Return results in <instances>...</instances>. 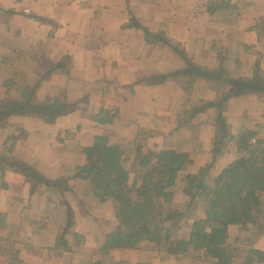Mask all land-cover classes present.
Masks as SVG:
<instances>
[{"label":"crops","instance_id":"0c3cea01","mask_svg":"<svg viewBox=\"0 0 264 264\" xmlns=\"http://www.w3.org/2000/svg\"><path fill=\"white\" fill-rule=\"evenodd\" d=\"M210 1L0 0V100L8 95L13 105L22 101L21 91L29 88L34 91L32 103L63 96L78 106L51 125L29 110L11 113L17 121L7 124L12 130L3 135L0 152H8L7 156L47 180L71 178L74 168L84 162L82 148L98 135L106 136L111 145L139 142L155 151L179 149L190 155L191 146L194 168L205 166L213 136L206 115H196L189 128L182 122L190 102L213 100L215 88L186 73L176 75L186 67L180 56L168 45L148 41L145 31L152 36L161 34L201 68L222 67L233 77L252 78L258 62L259 75L264 78V35L251 29L264 19V0H229L236 9L213 14L207 11ZM232 13L236 18L231 19ZM161 75L169 77L153 83L155 76ZM112 108L117 113L113 124L94 121L101 110ZM225 115L230 127L234 119L241 129L256 131L264 141V99L255 95L232 98ZM258 118L263 125L256 122ZM231 132L236 134L232 127ZM201 135L208 136V145L202 150ZM11 136L13 141L8 140ZM202 156H207L205 162H200ZM225 156L215 159L210 178L233 158L231 155L227 161ZM190 168L186 172L190 173ZM68 184L71 192L64 193V198L73 211L74 224L62 238L66 214L59 193L42 185L32 189L25 175L3 168L0 235L5 236L0 238V264H10L14 256L17 264L173 261L140 248L98 254L106 231L102 213L112 212V207L94 199L84 181L71 179ZM75 202L82 206L80 211ZM95 229L97 233L90 236L88 231ZM227 232L233 247L264 253V235L254 229L245 232L229 226ZM178 262L199 264L189 263V259ZM205 262L211 263L209 259Z\"/></svg>","mask_w":264,"mask_h":264},{"label":"trees","instance_id":"16d2710c","mask_svg":"<svg viewBox=\"0 0 264 264\" xmlns=\"http://www.w3.org/2000/svg\"><path fill=\"white\" fill-rule=\"evenodd\" d=\"M231 9L236 8L229 0H211L207 7L210 14ZM251 29L258 36L264 35V19L260 18ZM145 35L148 41L168 45L180 56L186 67L176 75L186 73L196 80L212 83L215 88L213 100L190 102L182 122L189 128L196 115H206L204 120L212 127L213 136L205 166L196 174L186 172L193 165L191 146L190 155L179 149L155 151L139 142L130 150L129 146L111 145L106 136L98 135L89 146L82 148L84 162L74 168L71 178L47 180L32 167L2 153L0 172L4 167L15 169L28 178L32 189L42 185L59 193V204L66 214L62 238L74 224L73 211L64 198V193L71 192L68 182L71 179L86 182L94 199L111 205L116 221L113 226L102 222L107 229L103 244L97 248L98 254L140 248L161 252L174 260L203 258L209 259L210 264H235L237 259V264L264 263V253L230 245L227 232L229 226H237L245 232L252 228L258 235H264V141L258 138L256 131L245 128L232 134L225 115L232 98L255 95L264 99V78L259 75L258 62L253 66L254 77H233L222 67L207 70L194 65L182 49L168 43L161 34L152 36L145 31ZM168 77L155 76L153 83L163 82ZM33 94L29 88L21 91L22 101H16L6 112L10 115L29 110L51 125L78 108L63 96L32 103ZM0 101L11 102L8 98ZM116 114L114 108L101 110L94 121L100 125L113 124ZM5 126V122H0V128ZM229 153L233 158L216 177L210 178L215 159ZM178 180L181 194L188 199L184 210L174 207L171 190ZM197 204L203 213L193 217L188 211H193ZM181 226L188 227L189 231L178 237ZM14 259L15 256L10 264Z\"/></svg>","mask_w":264,"mask_h":264},{"label":"rangeland","instance_id":"374dc122","mask_svg":"<svg viewBox=\"0 0 264 264\" xmlns=\"http://www.w3.org/2000/svg\"><path fill=\"white\" fill-rule=\"evenodd\" d=\"M4 12V11H3ZM5 15V14H4ZM2 16H3V14H2ZM234 18H236V13H232V15H231V19H234ZM4 98H8V99H10L11 97H9L8 95H5V96H2V99H4ZM11 107V102H1L0 101V122H1V124H2V122L4 123H6V126L5 127H3V128H0V147L2 146V143H1V141L3 140V135L4 134H10V130H12V129H8V128H6V127H8L7 126V124H12V123H14V122H16L17 120L15 119V118H13L12 116H10L9 115V113L8 112H6L9 108ZM8 113V114H7ZM231 116V115H230ZM256 120V122L257 123H259V125H263V123H262V121H261V119L260 118H258V119H255ZM247 123H248V121H246ZM230 124H231V127H232V129H233V131L237 134L238 132H240L242 129L240 128L241 127V125L240 124H238V122H236L234 119H231V122H230ZM15 125V124H14ZM254 129V128H253ZM5 132V133H4ZM200 135V134H199ZM191 137H193V135H191ZM203 137V139H202V145H200L201 146V150L202 149H204V147L206 148V146L208 145V142L206 143V141H205V139L206 138H208V136H206V135H201V138ZM263 138H264V136H263ZM204 143H206V144H204ZM152 144V143H151ZM172 145H170L169 144V146L168 147H171ZM129 149L131 150L132 149V146L131 145H129ZM5 153H7L6 155H8L9 153L8 152H5ZM5 153H2V154H5ZM0 154H1V152H0ZM194 154V153H193ZM193 156V155H192ZM10 157V156H9ZM232 156H231V153H229L228 155H226L225 156V159H227V161H228V159H230ZM206 158H207V156H202V158H200V162H205L206 161ZM194 161V160H193ZM197 162H198V160H197ZM194 165V164H193ZM191 166V168H190V173L191 174H196L197 172H198V170L200 169V168H198V170H196L195 168H194V166ZM86 183V182H85ZM180 188H181V183H180V181L178 180L177 182H176V184L174 185V187L172 188V192H173V202H174V207H177V208H180V209H182V210H184V204L187 202V198L185 197V196H183L182 194H181V192H180ZM81 189V188H80ZM0 199L1 200H4V195L3 196H0ZM76 204V206H77V209L80 211L81 210V208H82V206L80 205V204H78L77 202H75ZM111 206V205H110ZM83 207H84V205H83ZM58 210V209H57ZM57 210H53L52 212H56ZM188 213H189V215H191V216H193V217H196V216H202V211H201V209H200V206H199V204H197L196 205V207L194 208V210L193 211H188ZM102 216H103V218H105V219H112L113 220V223H111V222H109V221H106L105 219H103V223L104 222H106V223H108V225L109 226H113V225H116V221H115V218H114V216H113V211L112 212H110V210L109 211H103V213H102ZM111 220V221H112ZM1 222H2V219L0 220V227H2V225H1ZM104 225H106V224H102V228H104L105 227V229H104V231L107 229V227L106 226H104ZM189 231V228L188 227H186V226H181V230L177 233L178 234V237H181L182 236V234H184V232H188ZM89 232V235L90 236H92L93 235V232H94V234L95 233H97V230L95 229L94 231H88ZM243 233V232H242ZM4 234H2V235H0V238L1 239H4ZM242 236H243V234H242ZM94 245V244H93ZM160 254H162L161 252H156V251H151V253H150V255L151 256H164V257H166L165 255H160ZM162 258V257H161ZM167 258H169V257H167ZM157 260V259H156ZM158 260H159V258H158ZM161 260V259H160ZM177 261V262H176ZM178 261H180V260H178V259H176V260H174L173 259V261H170V262H164V264H179V262ZM181 261H187L186 259H184V260H182L181 259ZM196 262V263H199V264H207V262H205L204 260H192V262ZM235 261H237L238 262V260L236 259ZM191 261H190V258H189V263H192ZM237 262H235V264H237Z\"/></svg>","mask_w":264,"mask_h":264}]
</instances>
